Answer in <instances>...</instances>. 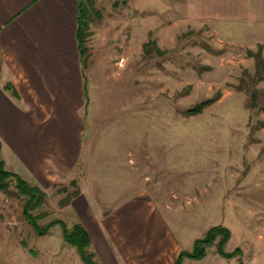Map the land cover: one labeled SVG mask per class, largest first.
Returning <instances> with one entry per match:
<instances>
[{"label": "rangeland", "instance_id": "374dc122", "mask_svg": "<svg viewBox=\"0 0 264 264\" xmlns=\"http://www.w3.org/2000/svg\"><path fill=\"white\" fill-rule=\"evenodd\" d=\"M255 1L79 0L87 30L75 184L44 192L45 203L32 211L40 224L60 219L72 227L77 217L60 202L81 184L100 200L141 190L165 204L185 251L211 227L228 229L223 249L239 251L218 254V236L196 264H264V71L254 59L261 53L264 60V9ZM26 99L43 122L51 120L37 95ZM208 99L215 101L188 113ZM1 194L3 209L20 219L16 233L28 229L25 252L50 263L74 255L83 264L60 225L33 232L12 180ZM6 228L4 239L17 242Z\"/></svg>", "mask_w": 264, "mask_h": 264}, {"label": "crops", "instance_id": "0c3cea01", "mask_svg": "<svg viewBox=\"0 0 264 264\" xmlns=\"http://www.w3.org/2000/svg\"><path fill=\"white\" fill-rule=\"evenodd\" d=\"M254 3L264 9V0ZM77 16V0H0V76L4 75L0 81L1 158L6 170L43 192L76 176L83 130L79 106L84 101L75 37ZM28 92L37 95L52 113L47 123L34 105L24 106ZM61 112L69 117L62 118ZM1 193L0 264L80 263L74 255L50 263L44 255L35 258L25 252L27 244L21 237L30 235L28 229L16 233L18 227L12 224L20 219L3 209ZM65 207L72 209L76 223L87 230L100 264H173L178 253L185 251L169 227L165 204L151 196L144 198L141 190L123 199L100 200L81 184L78 194L61 206ZM6 224V230L24 248L16 249V241L4 239ZM201 260L184 257L181 264Z\"/></svg>", "mask_w": 264, "mask_h": 264}, {"label": "trees", "instance_id": "16d2710c", "mask_svg": "<svg viewBox=\"0 0 264 264\" xmlns=\"http://www.w3.org/2000/svg\"><path fill=\"white\" fill-rule=\"evenodd\" d=\"M78 3V16H77V28L75 32V37L77 41V49L79 54V60L81 66L84 64V60L82 57L83 46L81 38L84 36L83 30H87V26H82L81 16L84 14L85 9L82 8L81 3L77 0ZM87 16V14H86ZM260 49V48H259ZM255 65L258 71H264V60L261 57V53L256 55ZM246 73V72H245ZM82 75V68H81ZM245 75V74H244ZM255 76V75H254ZM83 79V75H82ZM243 84V79L241 80V86ZM11 85L8 84V90L11 89ZM84 91V85H83ZM252 99L254 93L256 95V91H252ZM12 94L16 96V92L12 90ZM215 100L208 99L202 101L200 104L188 110V113H200L203 109L211 105ZM9 180H12L15 184V187L18 193L24 197V202L22 205V215L25 221L29 224L32 230L37 235H45L49 232L50 228L55 225L61 226V235L62 239L66 244L72 246L76 249V252L83 264H100L97 260L95 252L91 249V239L87 232V230L80 223H75L72 227L68 228L62 221L60 220H51L45 225L39 223V220L43 217H38V215H34L32 211L42 204H44L45 193L40 190L37 186L29 184L27 181L23 180L19 175L10 172L5 169L4 161L1 158V143H0V190L5 191L8 188ZM71 184H75V180H72ZM57 185V184H55ZM54 185V186H55ZM78 194L76 192L75 196ZM70 197L65 200H61L60 206L64 205L68 202ZM45 217V216H44ZM220 236L219 240L216 243V252L225 258H230L235 255L239 251V248H236L232 252H226L223 249L224 243L229 239V231L228 229L215 226L211 227L204 238L195 240L193 243V248L190 251H180L176 256L173 264H181L182 259L184 257H188L190 259L199 260L205 257L206 255V247L211 246L217 237Z\"/></svg>", "mask_w": 264, "mask_h": 264}]
</instances>
